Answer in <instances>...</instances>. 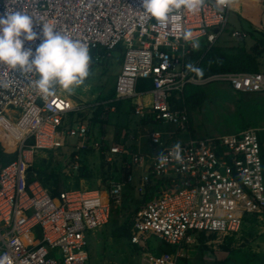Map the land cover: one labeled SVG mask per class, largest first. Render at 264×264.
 <instances>
[{
    "label": "built area",
    "instance_id": "2783aa9c",
    "mask_svg": "<svg viewBox=\"0 0 264 264\" xmlns=\"http://www.w3.org/2000/svg\"><path fill=\"white\" fill-rule=\"evenodd\" d=\"M222 5L225 11L211 0H205L195 13L182 8L171 14L165 27L146 15L142 0H0V16L22 11L33 17L39 38L24 44L33 52L43 40L42 23L85 43L89 51L105 48L108 57L123 42L115 98H134V113L141 118L151 116L188 129L189 114L172 106L173 92L184 93L189 84L218 79L240 92L264 91V71L200 78L187 67L202 39L210 47L226 32L229 10L238 4L227 0ZM189 32L191 38L185 40ZM231 36L246 38L249 33L234 29ZM194 43L198 48H193ZM191 65L198 68L197 62ZM37 78L0 64V80L9 82L7 89L0 88V131L15 141L17 153L0 171V257L6 255L9 264H90L89 233L108 223L133 175L129 173L127 181L108 180L98 190L64 189L53 196L31 170L36 152L60 149L67 136L80 138L81 146L100 151L110 163L116 155L125 157L128 171L132 165H146L145 156L122 145L90 140L84 123L64 127L65 116L79 110V105L57 91L45 98L30 82ZM140 78L151 79L152 88L138 90ZM164 134L151 133L152 143L159 148L145 167L139 191L145 194L161 183L135 214L131 240L145 247L156 237L176 251L149 252L143 264H177L186 256L192 232L234 235L247 215L264 212V163L255 127L209 138L191 137L178 153L165 143Z\"/></svg>",
    "mask_w": 264,
    "mask_h": 264
},
{
    "label": "rangeland",
    "instance_id": "374dc122",
    "mask_svg": "<svg viewBox=\"0 0 264 264\" xmlns=\"http://www.w3.org/2000/svg\"><path fill=\"white\" fill-rule=\"evenodd\" d=\"M229 25L241 26L239 22L235 21L234 13L230 14ZM230 26L227 27L221 39L227 38V35L231 31ZM120 47H124L123 42L120 44ZM119 72L118 53L114 52L111 57L99 63L92 73V81L85 82L84 85L75 88L72 93H68L57 86L56 91L58 93H68L67 95L81 109L80 112L82 114L75 111L74 113H70L68 117L72 118L75 115L76 117L74 119L77 120H75L77 123H84L88 127L89 123L92 125V117L96 107L98 104H103L106 100L110 99V94L115 87L116 75ZM198 92H205L207 95L206 100L200 104H196L191 97ZM235 93V90L232 89L229 82L219 79L202 85L189 84L186 86L184 93L173 92V97L177 99L178 103H182V107L180 108L186 110L192 119L191 128L181 129L178 133L179 139H188L186 134H189L191 130L194 133V138H209L230 132H238L236 127L239 125H242V129L249 127L250 125H247V104H239L236 99L238 96ZM237 93L241 92L238 91ZM145 98L149 100V96ZM134 100V98H128L116 102L117 112L120 111L122 113L117 114L120 118L118 124L113 116L114 113L107 118V113H100L104 109L102 111L100 110V117H98L97 124L94 126V131H102L105 128V124L109 121L110 124H117V131L126 133L129 130L133 131V134L134 131L136 133L139 125L138 122L141 123L142 121L139 120L141 118L140 116H136L129 109L134 103ZM129 125L130 129L128 128ZM143 126H139V128H142V135L144 134ZM155 128L161 130L170 128L177 131L175 125H156L153 123L148 124L145 130L148 131ZM93 136L92 138H95L94 132ZM0 137L5 140L11 149L15 146V141L10 136L2 134L1 131ZM67 138L66 148L64 149H54L55 151L38 150L34 156L33 170H40L42 167L47 166L50 169L54 168L55 173L59 174L57 183H59L61 189L73 187L82 190H98L103 187V181L100 179L101 159L99 154L92 151L93 149L88 150L86 154L88 155L86 157L87 161L96 172V178L91 181L83 178V180H79L77 176L78 170L70 167V163L68 162L70 157L69 151L66 152L71 145L72 149L73 145L78 142H76L75 137ZM1 147L8 152L3 143ZM3 163L1 160L0 168ZM45 178L47 180V177ZM47 182L51 185L53 184L49 180ZM123 196L122 203L113 207L108 223L101 229L89 233V242L91 241L89 262L91 264H142L144 253L155 252L156 254H161L171 250L170 246L156 238L150 240L147 249L143 251L141 249L138 250L136 246L130 243L129 239L121 237L116 232L125 223L127 224L133 221L135 214L141 208L142 195L135 186L127 185ZM244 224L240 231L234 235L223 236L215 233L197 234L194 242L190 245L189 251L185 252L186 257L180 259L179 264H259L260 259L257 256L258 253L255 252L257 251L256 247L254 248L248 240L242 242ZM37 232L39 233L40 230L37 229ZM199 235L202 237L201 239Z\"/></svg>",
    "mask_w": 264,
    "mask_h": 264
},
{
    "label": "crops",
    "instance_id": "0c3cea01",
    "mask_svg": "<svg viewBox=\"0 0 264 264\" xmlns=\"http://www.w3.org/2000/svg\"><path fill=\"white\" fill-rule=\"evenodd\" d=\"M211 1L220 10H223V11L226 10V8L222 5V3H220V0H211ZM234 1L237 2L238 7L236 9L229 10V18H230V14L234 13L235 21L239 22L241 26H238V25L230 26L228 24V27L229 26L231 27V31L234 29H241V30H245V31H248V30L254 31V33H255L254 36L252 37V36H250L251 35L250 34L248 37H246L244 39L242 44H244L247 48L255 49V50H257V52H262V55L259 58V61L263 64L261 66L260 71H264V0H234ZM231 31L227 35V38L221 39V37H219L218 40L216 41V44H219L221 46L226 47L227 44L231 45L232 44L231 42L233 40L241 41V40H239L241 38H239V39L233 38L231 36ZM118 64H119L120 71H121L122 62L119 61ZM116 76H118V75H116ZM232 89H233V87H232ZM148 90H150V89H145L142 91H148ZM233 90H235V89H233ZM113 91L115 92V87H114ZM235 92H236L235 94H237V96H238L236 98V95L234 94L235 98L237 99V102L239 104H241V103L247 104V109H246L247 110V122H248L247 125L255 127L257 129V132H258V135L260 138V142H261L262 157H263V163H264V91L249 92V93H245V92L237 93L238 91L235 90ZM250 93H253L252 99L247 97V95H251ZM65 94H68V93H65ZM254 94H255V96H254ZM145 97H147V96H145ZM121 100H123V99L110 98V99L106 100L103 104L99 105L100 109H98V113L100 112V110L102 111V109H104V111L100 112V113H107V116H108L107 118H109L112 115V113H114L113 116H114V118L118 124L120 118L117 116V114L120 113V111L117 112L118 108L116 106V102L121 101ZM150 100H151V97L149 96L148 101H150ZM134 106H135V103H133L129 107V109L133 108V109H131L133 114H135L134 113ZM80 110L81 109H79L77 111L80 112ZM70 113H72V112H70ZM70 113H68L65 116V118L67 120H70V118L68 117V115ZM100 113H99V117H100ZM120 114H122V113H120ZM189 117H190V115H189ZM139 120H141L143 123L138 122L139 123L138 130H136V133L134 131V134H133V131H129V130L126 133H122L121 131H117V128H116L117 124L116 125L110 124L108 121L105 124V128L102 131H99V132H97V130L94 131L95 138H92V137H94L92 132H91V135L89 133V139L94 140V141L98 140L99 142L104 141V142H107L108 144H111V145L112 144L122 145V146H125L127 149H129L131 147H135V149H136L135 151H139L140 153L144 154V156H145V164L146 165H144L143 167L132 165L130 171H128L127 169H125V167L123 165V160L126 158L125 157L123 158L120 155H116L113 163H110V162L106 161L105 154H102L100 151H97V150L89 147L88 145L84 146V144H83V146H81L82 142L80 141V138H76V142H78V143L74 144L72 149H71V146H72L71 145L70 148H68V150L66 152L69 151L70 157H69L68 162L70 163V167L73 169H76L78 171L83 166V160L88 156V155H85V154H87L88 150L93 149L92 151L98 153L100 156V159H101V166H103V169L106 173L105 176H100V179H102V181H103V186L106 185L107 181L111 180V179H113V180L118 179V181H127L128 174L131 173L133 175V180H132L133 184H131L132 182L130 184L128 182L126 184L124 190L127 188V185L135 186L136 189H138V192L142 195V201H141V208H142L147 203V201H149L151 199L153 194H155L158 190V189L156 190L155 187H150V188H148V190L146 191L145 194H142L139 191L140 179H141V176L145 170V167L150 164L151 156H153L154 153L159 148L158 146H156L155 144L152 143L151 133L156 131V130L163 131L165 133L163 136L165 143L169 146H174V147L176 145L181 146V145H184L185 143H187V141L191 137H194L193 136L194 133L191 130V132L189 134H186V137L188 139H185V140L179 139L178 133L180 132L181 129H178L177 126L176 127H177L178 132L176 130H173L170 128H167V130H161V129L155 128L153 130L146 131L145 129L147 128L148 124H150V123H153L156 125L169 124V123L157 122V121L153 120L151 116L140 118ZM157 123H161V124H157ZM140 125H144L143 126L144 127V134L143 135H142V128H139ZM169 125H172V124H169ZM191 126H192V119L190 117V126L189 127L191 128ZM128 128L130 129V125L128 126ZM236 130H238V131L242 130V125L237 126ZM143 138H144V141H143ZM67 139L68 138L65 137V145H66ZM2 143L5 145V148L7 149V151L12 152V153H8L5 150H3V148L1 147ZM65 145L63 147H61L60 149L66 148ZM0 149H1V151H4L5 153L8 154V157H6V158L4 156L2 157V155L0 154L1 160L4 162L0 168V171H1L3 166L10 163L17 156V153L14 152L13 148L11 149L10 146H8L7 143L5 142V140L2 139L1 137H0ZM52 151H55V150L52 149ZM13 154L15 155V157L11 160V156ZM75 155H77V156L79 155V156L75 158ZM1 160H0V162H1ZM78 162H79V166L77 167L76 163H78ZM116 166L118 167V169L115 168ZM83 179L91 181L87 178H83ZM83 179L81 178L79 180H83ZM42 184H43V182H42ZM43 185L46 186L45 184H43ZM46 187L50 191L52 190V186H46ZM64 189H78V188L67 187ZM64 189L60 188L58 190V193ZM58 193L55 196H57ZM148 195L150 196V198L146 201V197ZM123 199H124V196H123ZM244 222H245V224L243 223L244 228L242 230V233L244 235H242L243 236L242 242H245V240L246 241L248 240L254 246V248L256 247L257 251H255V252L258 253L257 256L260 259L259 264H264V212L261 214L254 213V214L247 215L246 218L244 219ZM132 227H133V224L131 226V231H130L129 237H127V236H121V237L129 239L130 243L132 245L136 246L138 250L141 249L143 251V250L147 249L150 240L152 238H156V237H152L151 239H149L146 243V246L142 247V246L132 242V240H131ZM203 233H205V232L194 231L191 233V243H188L186 245V247H187L186 252L189 251L190 245L194 242L196 235L197 234H203ZM89 237H90V235H89ZM201 238L202 237L200 236V239ZM156 239H158V238H156ZM162 242H164V241H162ZM168 246H170V245H168ZM170 247H171L170 251H176L175 246H170ZM90 248H91V241L89 242V252H90ZM146 254L144 253L142 261L145 258ZM185 257H182L180 259H183ZM180 261L177 264H179Z\"/></svg>",
    "mask_w": 264,
    "mask_h": 264
},
{
    "label": "clouds",
    "instance_id": "9594fccd",
    "mask_svg": "<svg viewBox=\"0 0 264 264\" xmlns=\"http://www.w3.org/2000/svg\"><path fill=\"white\" fill-rule=\"evenodd\" d=\"M226 2L227 0H220L222 4ZM204 4L205 0H142L146 15L155 18L161 27L167 25L175 11L183 8L195 13ZM33 28V17L22 11H7L0 16V64H5L13 70L19 69L21 75L27 78L35 74L38 78L30 82L45 98L54 96L57 86L72 93L75 88L84 85L90 75L89 47L42 23L43 40L33 52L31 48L24 47L26 41L31 42L39 38ZM184 38L190 39L191 33H186ZM198 46L193 44L194 49ZM187 67L190 71L202 74V70L194 65ZM8 87V81L0 80V88ZM175 147L178 153L179 145ZM160 159L163 163L165 158L161 156ZM0 264H9L6 255L0 257Z\"/></svg>",
    "mask_w": 264,
    "mask_h": 264
},
{
    "label": "trees",
    "instance_id": "16d2710c",
    "mask_svg": "<svg viewBox=\"0 0 264 264\" xmlns=\"http://www.w3.org/2000/svg\"><path fill=\"white\" fill-rule=\"evenodd\" d=\"M247 32L249 33V35L251 34L250 36H252V37L255 34L253 30H251V31L248 30ZM244 39L245 38L239 39L241 41L233 40L231 42L232 44L231 45L227 44L226 47L221 46V45L216 44V43H214L213 45H211L209 47L206 44V40L202 39V43L200 44L201 46L191 55V60H190V64H192L193 62H197L198 68L202 70V74L197 73L198 77L207 78V77L215 75V74L226 73V72H259L261 70V66L263 65L259 61V58L262 55V52H257V50H255V49L247 48L244 44H242ZM123 50H124V47H120V45H119V46H117L116 51H114V52L118 53V63H119V61L123 63V58H124ZM89 52H90V56H91L90 67H89L90 75L86 79L85 82L92 81V78H93L92 73L95 71L96 67L99 65V63H101L106 58H108L107 52H106L105 48H103V47L94 48ZM152 86H153V83H152L151 79L140 78L137 88H138V90H145V89H151ZM247 93H249V92H247ZM250 94L251 95H247V97L252 99L253 93H250ZM110 96H111L110 98H115V96H116L115 92L113 91L110 94ZM254 96H255V94H254ZM191 97L196 104H200L206 100L207 95L205 92H198V93L193 94ZM171 103H172V106L175 108L182 107V103L181 102L178 103L177 99L174 97H172ZM99 105L100 104H98L97 108L95 109V113L92 117V125H90V123H89L90 135H91V132L92 133L94 132V129H95L94 126H96V124H97L96 122L98 121V117H99L98 109H100ZM131 109H133V108H131ZM76 112L79 114H82V112H78V111H76ZM72 113H74V112H72ZM74 117H76V116L74 115L72 118H70V120H67L65 118L63 126L68 127V126H71L73 123H75L76 119H74ZM128 150L129 151H135L136 149H135V147H131ZM0 154L2 155V157L3 156L5 158L8 157V154L5 153L4 151H1ZM14 157H15V155L13 154L11 156V160ZM33 166L31 167V170L35 171V170H33ZM115 168L118 169L117 166ZM49 169L50 168L48 166L42 167L40 170L39 169L36 170V174H37L38 178L46 186L51 185L50 183L47 182V180H49L53 183L51 185L52 186L51 193L53 196H55L58 193V190L60 189L59 183H57L59 174L55 173L54 168H51L50 170ZM100 170H101V176H105L106 173L103 169V166H101ZM77 176H78V179L87 178L89 180H93L96 178V172L91 167V165L89 164V162L87 161L86 158L83 160V166L79 169ZM45 177H47V180ZM152 177L156 179V177H154L153 175H152ZM160 183H161V181H159L157 184L153 185V187H155L156 190L159 189ZM149 198H150V196L148 195L146 197V201ZM132 224H133V221L130 223L128 222L127 224L125 223L123 226L118 228L116 230V232L120 236L129 237Z\"/></svg>",
    "mask_w": 264,
    "mask_h": 264
}]
</instances>
